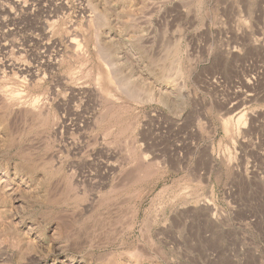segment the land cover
<instances>
[{
    "label": "rangeland",
    "instance_id": "374dc122",
    "mask_svg": "<svg viewBox=\"0 0 264 264\" xmlns=\"http://www.w3.org/2000/svg\"><path fill=\"white\" fill-rule=\"evenodd\" d=\"M0 264H264V0H0Z\"/></svg>",
    "mask_w": 264,
    "mask_h": 264
},
{
    "label": "bare ground",
    "instance_id": "6f19581e",
    "mask_svg": "<svg viewBox=\"0 0 264 264\" xmlns=\"http://www.w3.org/2000/svg\"><path fill=\"white\" fill-rule=\"evenodd\" d=\"M239 19V18H238ZM240 30V29H239ZM241 33H242V31H241ZM240 33L238 32V31H236L235 32V36L237 37L238 35H239ZM243 35V34H242ZM240 36V35H239ZM240 38H242L241 36H240ZM234 40H236V39H234ZM257 42V41H256ZM236 45V44H235ZM178 47V46H177ZM179 48V47H178ZM178 48H174V49H172L170 52H169V54H168V56L166 55V60L168 61V63H169V65L168 66H165V65H163V66H161V77L162 78H166V79H170L171 77H177V78H182V76H184L183 75V73H182V70L183 69H181V66H182V60H181V56H179V49ZM231 50V49H230ZM229 50V53L230 54H236V53H239L240 52V49H237L236 47L234 48H232V50L230 51ZM234 54V55H235ZM167 63V64H168ZM166 64V65H167ZM113 74V73H112ZM172 75H174V76H172ZM111 78H114V77H111ZM4 94V93H3ZM10 94V93H9ZM12 94V93H11ZM13 94H18V93H13ZM12 94V95H13ZM138 95L139 96H144L143 98H145V99H149V97H148V95H143V94H141V93H138ZM16 96H18V95H16ZM2 97H3V95H2ZM6 97V96H5ZM4 97V98H5ZM3 98V99H4ZM140 98V97H139ZM7 100V102L8 103H10L11 101H12V99H13V97H7L6 98ZM249 99V98H248ZM13 100H16V99H13ZM17 101V100H16ZM247 101H249V100H247ZM233 105H234V103H233ZM235 105H237V104H235ZM229 108H232V105H230V107ZM234 108H235V106H234ZM237 108V107H236ZM24 109H26V108H24ZM30 109V110H29ZM36 109H38V108H36V105H32L31 106V108H27V110H29V111H33V112H35L36 111ZM235 110V109H234ZM244 117V116H243ZM238 122L241 124V122H243V119L240 117V119L238 120ZM225 128L226 129H234V124L230 121V120H227V121H225ZM236 124L238 125V123L236 122ZM242 125V124H241ZM244 126V125H243ZM240 127V126H239ZM237 128V127H236ZM227 131V130H226ZM230 131V130H229ZM159 147V146H158ZM157 148V147H156ZM148 151V150H147ZM160 151V150H159ZM143 152V151H142ZM152 152H153V150H152ZM143 154V156H141V157H143V159H141V161L142 160H144V161H142L144 164H145V166H152V165H155V164H157L158 163V159H160V157H158L155 153H153V154H151V156H146V154H144V152L142 153ZM141 154V155H142ZM149 154V155H150ZM161 155V154H160ZM161 160V159H160ZM159 160V161H160ZM174 161V160H173ZM169 162V161H168ZM160 163V162H159ZM143 164V165H144ZM167 164V163H166ZM158 165V164H157ZM163 165V164H162ZM184 169V168H183ZM156 172V171H155Z\"/></svg>",
    "mask_w": 264,
    "mask_h": 264
}]
</instances>
